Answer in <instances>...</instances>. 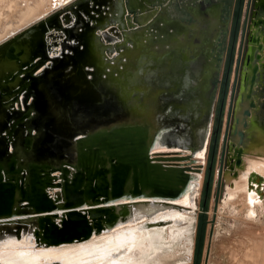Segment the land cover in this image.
<instances>
[{
    "label": "water",
    "instance_id": "95a60500",
    "mask_svg": "<svg viewBox=\"0 0 264 264\" xmlns=\"http://www.w3.org/2000/svg\"><path fill=\"white\" fill-rule=\"evenodd\" d=\"M153 1L71 0L0 43V240L82 241L189 191L225 22L200 9L184 22ZM248 188L263 197V178L249 173Z\"/></svg>",
    "mask_w": 264,
    "mask_h": 264
},
{
    "label": "bare ground",
    "instance_id": "6f19581e",
    "mask_svg": "<svg viewBox=\"0 0 264 264\" xmlns=\"http://www.w3.org/2000/svg\"><path fill=\"white\" fill-rule=\"evenodd\" d=\"M29 1L18 0L15 6L12 5L13 2L11 3L15 9L12 7L13 13L9 15L14 20L9 23V26L5 24L4 28L1 22L7 17L11 20V17L0 10V42L10 38L9 33L13 36L22 28L39 21L51 10L54 11L71 0ZM47 2L51 3L50 10L46 8V6L49 7ZM256 4L257 11L251 24L248 48L250 60L246 62L243 70L242 85L236 105L237 132L231 137L229 163L224 173L227 180L225 197L234 198L231 192L236 189L237 180L240 178L246 180L245 191L247 190V204L250 208L246 215L251 220L258 217L256 206L261 210L264 206V196L260 197L258 192L248 188L251 172L260 175L264 181L262 171L264 168L262 134L264 130V0H257ZM9 29L12 31L10 32ZM254 68H256L255 72H253ZM253 76L254 84H251L250 80ZM257 126L260 127L257 128ZM261 135L262 140L259 141ZM236 150L241 151L239 164L236 163ZM205 153L206 149H203L195 154L200 165L205 164L203 160ZM254 161L257 162L254 163ZM193 176L195 177L190 189L181 200L169 202L155 199L150 200L146 206L132 207L131 215L126 221L120 220L115 227L103 229L101 234H93L92 237L82 241L44 246L36 244L31 233H22L20 238L8 234L0 240V264H165L166 262H162L160 258L159 247L166 244L163 240L167 230L169 232L167 235L171 236V233L175 232V237H181L187 231L185 229L187 226L180 231L173 230L169 226L177 223L172 218L175 211L181 213V220L186 217L188 221V214L193 210L191 206H195L196 197L202 185V167L201 171H193ZM262 192L264 194V190Z\"/></svg>",
    "mask_w": 264,
    "mask_h": 264
},
{
    "label": "rangeland",
    "instance_id": "374dc122",
    "mask_svg": "<svg viewBox=\"0 0 264 264\" xmlns=\"http://www.w3.org/2000/svg\"><path fill=\"white\" fill-rule=\"evenodd\" d=\"M17 1L18 0H0V10H3L7 15H9V13L11 15V13H13L12 9H15L14 6ZM31 1L32 0L29 2ZM11 3L14 6H12ZM46 4L49 5V7L46 6V8L50 10L51 3L47 2ZM252 5H254V7L251 6L249 12L247 10L243 11L242 24L236 40V48L232 63L233 67L229 79L230 87L228 88V94L226 96V104L222 117V129L220 131V140L216 151V159L212 173V184L209 191L210 198L206 210L207 213L204 228L205 237L199 264H264V206L262 210L256 206V211H258L257 219L251 220L247 218L246 213L250 208H248L249 206L247 204V190L245 191L246 180H242V178L237 180L236 189L231 192V195H233L234 198L225 197L227 192V180L224 173L226 172L229 163L230 137L234 126L236 104L238 102L237 99L242 83L241 76L244 68V59L249 50V33L252 19L254 18V12L256 13L257 11L255 8L257 5L256 0H254V4ZM10 17L11 20L7 17L5 21L3 20L4 22H1L2 28L9 26V23L14 20L12 16ZM9 31L11 32L12 29H9ZM244 32L246 33L245 36ZM9 34V36H12V33ZM219 77L221 76L219 75ZM217 95L218 90L213 99L214 104L211 112L214 114H216L214 108ZM259 127L260 126H257V128ZM262 134L264 138V130ZM258 140H262V135ZM209 147L210 138L209 144L206 147L205 156L203 157L205 164L201 166L203 174L202 185L197 194L195 206H191L193 210L188 214L189 219L192 221L189 219L187 221L186 217H183L181 220V213L175 211L172 218H174L177 223H173L172 226H169L176 231H180L187 226L185 228L187 230L184 234L185 237H183L184 235L181 237H175V232L171 233V236L167 235L169 233L167 230L163 240V243L166 242V244L159 247L158 252L161 255L160 258L163 260L162 262H166L165 264H192L194 261L196 230L202 214V190L206 180V171L209 162ZM256 162L257 161H254V163ZM262 171L264 172V168ZM176 218H179L180 220Z\"/></svg>",
    "mask_w": 264,
    "mask_h": 264
},
{
    "label": "flooded vegetation",
    "instance_id": "af4514ba",
    "mask_svg": "<svg viewBox=\"0 0 264 264\" xmlns=\"http://www.w3.org/2000/svg\"><path fill=\"white\" fill-rule=\"evenodd\" d=\"M156 1L154 0L153 3H151L150 6H146V8L147 9L149 8L151 10V9L159 7L158 9V14H159L161 13L160 7L162 5L161 4L158 5L157 4L158 2ZM161 1L163 2L162 4L166 5L165 10L167 11L168 15H170L172 18H179L184 22L192 21V17L190 16L191 9L192 10L193 9L208 10L212 13H220L221 22L222 23L225 22L222 26L221 25L218 26L220 28V31H219L220 36L218 37L217 41L214 43V46H216V49L215 50L211 49V52H214V54L211 55L210 60L212 59L215 60L214 64L219 69L217 72V77L213 80V82L216 84V88L212 96L214 99V96L217 90H218V95L220 93V89H221L220 83L226 72V67L228 65L227 63L229 61L230 54L232 58L231 66L233 67L232 63H233V57H234L235 48H236V40H237V36L241 28L240 26L242 24L243 11L247 10L249 12L251 10V6L254 7V5H252L254 4V0H161ZM150 10H147V11H150ZM133 14H134L133 12L132 13L127 12L126 14L122 12L121 16L123 18L126 16H132ZM245 25H246V22H245ZM245 34L246 33L244 32V36ZM250 37H251V29L249 33V39ZM221 69H222V72H221ZM219 75L221 77H219ZM229 87H230V84H229ZM218 95H217V100H216L214 110L217 109L220 103ZM214 119H215V114L212 113V124H211V129H210V135L212 133L213 125L215 123Z\"/></svg>",
    "mask_w": 264,
    "mask_h": 264
},
{
    "label": "trees",
    "instance_id": "16d2710c",
    "mask_svg": "<svg viewBox=\"0 0 264 264\" xmlns=\"http://www.w3.org/2000/svg\"><path fill=\"white\" fill-rule=\"evenodd\" d=\"M231 62H232V58H231V54H230V58L228 61V65L226 67V72L223 76V79L221 81V89H220V93L218 95L219 97V105L216 109V114H215V123L213 125V129H212V133L210 135V147H209V162H208V168L206 171V180L204 183V187L202 190V201H201V216L197 225V234H196V239H195V252H194V261L192 264H199L201 255H202V247H203V243H204V237H205V217H206V210L208 207V203H209V198H210V188H211V184H212V173H213V169H214V164H215V159H216V151H217V147L219 144V136H220V131L222 129V122H223V113H224V108H225V104H226V96L228 94V88H229V79H230V74H231V70H232V66H231Z\"/></svg>",
    "mask_w": 264,
    "mask_h": 264
},
{
    "label": "built area",
    "instance_id": "2783aa9c",
    "mask_svg": "<svg viewBox=\"0 0 264 264\" xmlns=\"http://www.w3.org/2000/svg\"><path fill=\"white\" fill-rule=\"evenodd\" d=\"M175 163H178V164H180V163H182V162H178V161H176ZM181 165H185V163H183V164H181Z\"/></svg>",
    "mask_w": 264,
    "mask_h": 264
}]
</instances>
